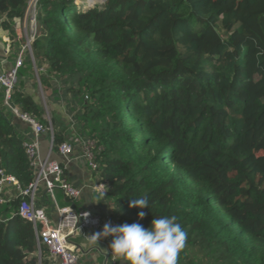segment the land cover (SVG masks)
<instances>
[{"label": "trees", "instance_id": "obj_1", "mask_svg": "<svg viewBox=\"0 0 264 264\" xmlns=\"http://www.w3.org/2000/svg\"><path fill=\"white\" fill-rule=\"evenodd\" d=\"M31 0H0L12 31ZM30 42L47 77L83 100L117 225L175 215L188 234L177 264H264V0H36ZM24 42L22 41V44ZM11 104L44 129L45 110L14 87ZM52 150L66 141L50 111ZM77 138V137H76ZM25 140L0 112V179L34 182ZM147 196L149 209L129 208ZM11 201L0 264H38L36 236ZM1 206V205H0ZM120 208V211H118ZM7 211V212H5ZM46 251H42L44 255Z\"/></svg>", "mask_w": 264, "mask_h": 264}, {"label": "crops", "instance_id": "obj_2", "mask_svg": "<svg viewBox=\"0 0 264 264\" xmlns=\"http://www.w3.org/2000/svg\"><path fill=\"white\" fill-rule=\"evenodd\" d=\"M2 21L3 17H0V71L11 69L16 63L17 56L22 52L23 63L18 70L17 86L22 93L32 97V99L41 106L40 98L41 94L44 92L40 82H36L33 77L37 71H41L43 75H46L47 71L43 66L35 64V62H33L34 60H31L32 53L30 50L24 49L27 39L34 34V26L30 25V28H28L29 24L27 25L28 18L26 13L22 21L18 19L13 21L12 31L15 34V38L11 39L10 32L1 27ZM22 41L24 42L23 44ZM46 81L49 84V88L47 92H45V96L56 123L60 127L67 128L65 136L66 141L71 142L76 137L85 138L78 124V116L82 114V111L72 108L70 105H67L68 107L65 106V102L63 100L59 102L57 98L56 83L61 81L64 86L66 83L55 76H46ZM66 88L68 89V85H66ZM71 110L73 112H71ZM0 112L8 118L25 142H30L32 140L34 137L32 128L12 115L11 108L4 102L1 88ZM51 147V137L42 134L39 138V154L41 159L46 158ZM51 159L64 165L65 179L79 191V196L70 200L59 190L53 191L52 196H50V194L46 192L43 184L38 185L34 189L29 199L33 201L37 208H41L46 212L50 226L55 227L57 225L59 220L57 208L63 207H71L76 211H89L104 219L109 217L110 208H112L110 199L108 196H102L96 191L95 187L100 183V179L96 172L89 169L82 157L80 146L73 145L71 155L65 160L57 156L56 153L51 156ZM0 196L5 200V203L1 206L6 205L8 207L11 201L19 197V190L13 184L5 182L2 186ZM10 217L11 216L7 218L5 213V216L3 215L0 220L6 221ZM102 227L103 226L86 229L69 239V242L76 250V264H120L119 261L112 262L111 257L105 253L104 248L107 247L111 237L98 241V244H95L90 237L95 232L100 231ZM36 245L38 249V264H53V260L47 248L38 245L37 242ZM42 251H46V253L42 255Z\"/></svg>", "mask_w": 264, "mask_h": 264}, {"label": "built area", "instance_id": "obj_3", "mask_svg": "<svg viewBox=\"0 0 264 264\" xmlns=\"http://www.w3.org/2000/svg\"><path fill=\"white\" fill-rule=\"evenodd\" d=\"M30 7L31 4L28 5L27 13ZM26 47L30 50L29 40L24 49ZM21 66L22 61L21 56H19L11 69L0 71V88L3 91L4 102L11 108L12 115L32 128L34 137L30 142H24V146L26 148V155L34 169L35 179L28 189L21 190L12 177H2L0 179V193L3 184L7 182L18 188L19 197L27 196L28 200L20 202L17 212L21 218L32 224L37 244L46 246L53 260V264H76V250L69 242L72 236L89 228H99L105 223H111L112 225L117 224L109 217L104 219L89 211H76L71 207H63L57 208L59 220L55 227H51L46 212L41 208H37L29 198L32 196L34 189L40 184L44 185L46 192L50 194V196H52L54 190H59L70 200L77 198L79 196V191L65 179L64 165L51 159V156L56 153L57 156L65 160L71 155L73 145H78L80 146L82 157L89 169L97 173V165L94 161L95 143L87 138L77 137L72 143L62 144L55 152L51 147L46 158L41 159L39 154L40 136L47 133L48 136L51 137L52 143L53 132L50 121L48 120L49 128L46 130L34 118L26 114H21L15 107L12 108L10 106L12 93L17 83L18 69ZM95 189L99 194L105 193L103 196H107V188L101 182ZM30 191L31 193L29 194ZM4 203L5 200L0 196V205Z\"/></svg>", "mask_w": 264, "mask_h": 264}, {"label": "clouds", "instance_id": "obj_4", "mask_svg": "<svg viewBox=\"0 0 264 264\" xmlns=\"http://www.w3.org/2000/svg\"><path fill=\"white\" fill-rule=\"evenodd\" d=\"M101 195L103 196L105 193ZM149 203L150 201L145 195L132 199L129 208L149 209ZM146 215L145 211H139L137 220L130 224L105 223L100 231L90 237L95 244L111 237L104 249L106 255L111 257L112 262L119 261L120 264H177L178 256L186 246L187 232L175 215H160L153 218L149 226L145 227L139 221Z\"/></svg>", "mask_w": 264, "mask_h": 264}, {"label": "rangeland", "instance_id": "obj_5", "mask_svg": "<svg viewBox=\"0 0 264 264\" xmlns=\"http://www.w3.org/2000/svg\"><path fill=\"white\" fill-rule=\"evenodd\" d=\"M33 1L36 3V0H31L29 2V4H31V7H30L28 13L27 12L26 13H27V18H28L27 25L29 24L28 28H30V25L34 26V34H35L36 33V29H37V23L35 21L36 6H35V3ZM103 1L104 0H92V2H90L89 0H75V3L78 6L90 7V6H94L97 3L102 4ZM34 34L30 38H28L27 41L29 40L31 42L33 37H34ZM25 49H28V51H29V48L26 47ZM22 54L23 53L20 52V54L17 56V58L19 56H21V61H22ZM31 60L33 61V58H31ZM22 63H23V61H22ZM39 75H42L41 71H37L35 76L33 77V78H35L36 82L39 81ZM56 90H57L56 94L58 96L57 98H58L59 102H62V100H63L65 102V106H67V105L69 106L70 105L72 108L80 109L82 111L81 107L83 106L82 105L83 104V100H81V98H79V97H73V96L67 94L66 85L64 86L61 81H59V83H56ZM45 95H46V93H42L41 94L40 103H41V107L45 110V119L47 120V119L50 118V108H49V103H48L47 98H46ZM81 111H80V114H81ZM71 112H73V111L71 110ZM79 118H78V120H79ZM6 208H7L6 205L0 206L1 210H5ZM5 212H7V211H5ZM10 213L11 212H7L6 213V217L7 218L12 215V213H11V215H10ZM4 216H5V214H4Z\"/></svg>", "mask_w": 264, "mask_h": 264}, {"label": "water", "instance_id": "obj_6", "mask_svg": "<svg viewBox=\"0 0 264 264\" xmlns=\"http://www.w3.org/2000/svg\"><path fill=\"white\" fill-rule=\"evenodd\" d=\"M10 106L13 108L14 107V105L13 104H10ZM46 135H48L47 133H46ZM31 193V191L29 192V194ZM44 248H46V246H44Z\"/></svg>", "mask_w": 264, "mask_h": 264}, {"label": "bare ground", "instance_id": "obj_7", "mask_svg": "<svg viewBox=\"0 0 264 264\" xmlns=\"http://www.w3.org/2000/svg\"><path fill=\"white\" fill-rule=\"evenodd\" d=\"M90 2H92V0H89Z\"/></svg>", "mask_w": 264, "mask_h": 264}]
</instances>
